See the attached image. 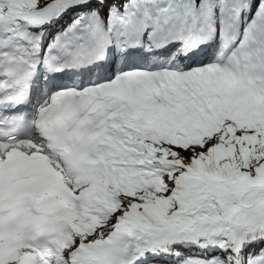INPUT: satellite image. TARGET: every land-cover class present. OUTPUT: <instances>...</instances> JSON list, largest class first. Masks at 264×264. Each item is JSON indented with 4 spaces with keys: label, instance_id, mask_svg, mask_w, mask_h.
<instances>
[{
    "label": "snow or ice",
    "instance_id": "obj_1",
    "mask_svg": "<svg viewBox=\"0 0 264 264\" xmlns=\"http://www.w3.org/2000/svg\"><path fill=\"white\" fill-rule=\"evenodd\" d=\"M0 264H264V0H0Z\"/></svg>",
    "mask_w": 264,
    "mask_h": 264
}]
</instances>
